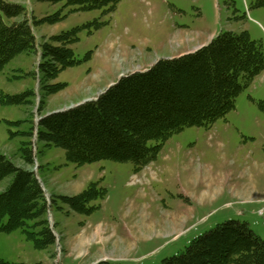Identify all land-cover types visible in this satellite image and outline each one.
Segmentation results:
<instances>
[{
    "label": "rangeland",
    "instance_id": "1",
    "mask_svg": "<svg viewBox=\"0 0 264 264\" xmlns=\"http://www.w3.org/2000/svg\"><path fill=\"white\" fill-rule=\"evenodd\" d=\"M7 1L24 5L29 18L64 17L37 25L36 48L0 68V152L24 167L20 148L31 142V168L48 193L49 225L56 235L54 245L39 249L20 229L0 232V264H161L230 219L246 221L264 238V71L226 116L211 127L174 133L140 170L132 161L110 159L80 165L36 137L42 115L96 95L122 74L212 32L247 31L264 43V3L121 0L110 11L111 5L73 11L65 2ZM72 31L77 40L70 46L79 62L48 78L39 68L45 61L41 45ZM57 83L67 86L49 94L47 85ZM26 92H32L23 96L26 101L9 102L8 95ZM11 180L0 182V192ZM89 188L94 195L81 211L62 197Z\"/></svg>",
    "mask_w": 264,
    "mask_h": 264
},
{
    "label": "trees",
    "instance_id": "2",
    "mask_svg": "<svg viewBox=\"0 0 264 264\" xmlns=\"http://www.w3.org/2000/svg\"><path fill=\"white\" fill-rule=\"evenodd\" d=\"M38 1L65 2L74 6L73 11L111 5L110 11L121 0ZM26 10L20 3L0 0V68L36 48L37 25L64 17L57 13L29 18ZM76 40L72 31L43 42L45 61L39 68L48 78L79 62L70 46ZM263 71L264 43L252 39L247 31L223 30L194 52L162 57L147 70L120 76L95 100L42 115L38 137L64 149L67 159L80 165L110 159L132 161L140 170L157 157L174 133L188 126L211 127L226 116L244 87ZM66 86L47 85V91L54 94ZM30 93L8 95L9 102L26 101L23 96ZM260 106L264 109V101ZM25 135L31 136L32 131ZM30 145L24 141L20 148L24 167L0 152V182L12 176L0 192V232L20 229L37 248L45 249L56 243V235L49 225L44 188L31 168L34 153ZM93 195L89 188L62 197L81 211ZM161 264H264V238L246 221L230 219L196 236Z\"/></svg>",
    "mask_w": 264,
    "mask_h": 264
},
{
    "label": "crops",
    "instance_id": "3",
    "mask_svg": "<svg viewBox=\"0 0 264 264\" xmlns=\"http://www.w3.org/2000/svg\"><path fill=\"white\" fill-rule=\"evenodd\" d=\"M218 32H212L208 37L198 41V42H194V45H190L188 47H185L183 50H180L179 52H173V53H169V54H166L164 57H175V56H179L181 54H184V53H187V52H191V51H195L197 49H199L200 47H202L203 45H206L208 42H210L212 40V38L217 34ZM156 61V60H155ZM154 61V62H155ZM154 62H151L150 64L146 65L143 69H147L149 66H151ZM142 69V70H143ZM104 90V89H103ZM102 90V91H103ZM101 91L98 92V94L96 95H92V96H87V97H84L82 98L81 100H79L78 102L76 103H80V102H83L85 100H89V99H93L95 98L97 95H99Z\"/></svg>",
    "mask_w": 264,
    "mask_h": 264
}]
</instances>
